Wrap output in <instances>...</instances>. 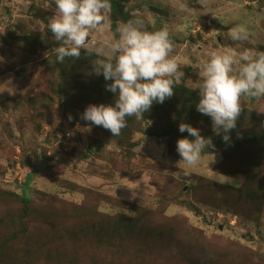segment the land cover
Wrapping results in <instances>:
<instances>
[{"label": "rangeland", "instance_id": "1", "mask_svg": "<svg viewBox=\"0 0 264 264\" xmlns=\"http://www.w3.org/2000/svg\"><path fill=\"white\" fill-rule=\"evenodd\" d=\"M55 11L54 0H0V264H264V99L242 98L226 143L192 90L212 50L264 53V0H111L114 36L133 13L170 31L182 88L158 104L167 117L152 107L119 136L77 127L114 95L92 83V61L56 62ZM238 27L247 41L231 39ZM182 122L214 144L188 176L176 164ZM83 220L114 231L83 241Z\"/></svg>", "mask_w": 264, "mask_h": 264}, {"label": "clouds", "instance_id": "2", "mask_svg": "<svg viewBox=\"0 0 264 264\" xmlns=\"http://www.w3.org/2000/svg\"><path fill=\"white\" fill-rule=\"evenodd\" d=\"M55 14L47 24L56 47V62L76 60L83 55L96 57L92 69L103 75L106 90L114 94V103L89 104L81 114L88 122L78 125L81 131L100 126L119 136L129 117H141L154 103H164L173 96L180 62L174 55L170 31L149 29V20L133 13L132 19L119 23L115 36L109 29L111 0H54ZM97 34L99 39H95ZM233 41H247L244 27L230 32ZM199 80L192 90H199L196 110L210 117L216 135L231 142L242 111V98L264 99V53L251 49H216L198 71ZM261 113L259 108H257ZM72 119V117H69ZM177 141L180 160L177 167L185 176L191 174L206 150L214 147L213 139L198 127L182 122Z\"/></svg>", "mask_w": 264, "mask_h": 264}, {"label": "trees", "instance_id": "3", "mask_svg": "<svg viewBox=\"0 0 264 264\" xmlns=\"http://www.w3.org/2000/svg\"><path fill=\"white\" fill-rule=\"evenodd\" d=\"M263 49H264V45H263ZM96 57H87V56H85V55H83L82 54V56L80 57V58H78V59H76V63H77V65H80L81 64V62H82V60H83V63H82V66L84 65V64H87V66L89 65V63L91 62V60H93L94 61V59H95ZM85 59V60H84ZM87 60H88V62H87ZM61 64V63H60ZM76 71H78V70H76ZM97 76V79H95V80H92V83H96V84H98V85H102V84H104V83H107L106 81H105V79H104V77H103V75L102 76H100V75H96ZM84 84H85V82H83ZM69 83H67V85H68ZM176 89H182L181 87H179V86H177L176 85V87H175ZM63 98H64V100H68L69 99V97H70V94H69V92H68V90H67V87L65 86V88L63 89ZM106 94H102V96H101V99H104V98H106V96H105ZM112 95H114V94H112ZM158 104L159 103H154L153 104V112L154 113H156V114H158L159 113V111H160V106H158ZM159 109V110H158ZM157 110V111H156ZM247 111V110H246ZM161 112V111H160ZM164 115L167 117V112L164 110V114H163V112H161V117H164ZM145 117H147V114H145ZM21 200H22V202L24 203V208H23V214L25 215V216H28V215H31L30 213H31V208H30V206H29V204H30V202H31V198H29V197H26V196H21ZM98 214H100L101 216L100 217H97L96 216V218L97 219H100V220H103V219H105V217L104 216H106V215H104V214H101V212H97ZM128 221H130V223L132 224V221L131 220H128ZM135 226V225H134ZM134 226H133V229H134ZM109 227H112V225H110V223H107L106 225H105V227H99L97 224H95V223H86L84 220H83V241L85 240V238L87 237V235H88V232H89V230H94V231H96V232H99V233H103L104 231H105V233H110V232H113L114 231V229H111V228H109ZM130 227H127V229H129ZM132 229V230H133ZM19 236V234H16L15 235V237H18Z\"/></svg>", "mask_w": 264, "mask_h": 264}]
</instances>
